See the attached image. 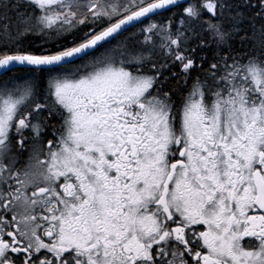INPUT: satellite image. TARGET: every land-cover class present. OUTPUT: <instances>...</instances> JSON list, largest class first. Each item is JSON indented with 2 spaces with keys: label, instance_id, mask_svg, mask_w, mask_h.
<instances>
[{
  "label": "snow or ice",
  "instance_id": "1",
  "mask_svg": "<svg viewBox=\"0 0 264 264\" xmlns=\"http://www.w3.org/2000/svg\"><path fill=\"white\" fill-rule=\"evenodd\" d=\"M0 264H264V0H0Z\"/></svg>",
  "mask_w": 264,
  "mask_h": 264
}]
</instances>
